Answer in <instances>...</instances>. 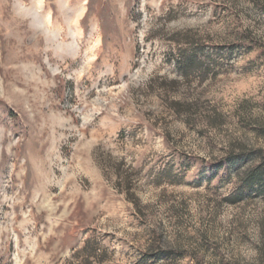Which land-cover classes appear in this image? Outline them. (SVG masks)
<instances>
[{
  "label": "rangeland",
  "instance_id": "rangeland-1",
  "mask_svg": "<svg viewBox=\"0 0 264 264\" xmlns=\"http://www.w3.org/2000/svg\"><path fill=\"white\" fill-rule=\"evenodd\" d=\"M263 170L264 0H0V264H264Z\"/></svg>",
  "mask_w": 264,
  "mask_h": 264
},
{
  "label": "trees",
  "instance_id": "trees-1",
  "mask_svg": "<svg viewBox=\"0 0 264 264\" xmlns=\"http://www.w3.org/2000/svg\"><path fill=\"white\" fill-rule=\"evenodd\" d=\"M264 174V170L263 171H259V174L257 175L258 177H261V175H263ZM125 182H129V180L126 178L125 179ZM239 193H240V196L239 197H242L241 195H242V191L241 190H239L238 191ZM238 192L236 193L237 195H238ZM238 197V196H237Z\"/></svg>",
  "mask_w": 264,
  "mask_h": 264
}]
</instances>
